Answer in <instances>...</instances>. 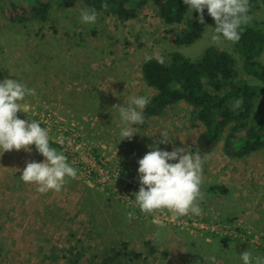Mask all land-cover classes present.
Listing matches in <instances>:
<instances>
[{"label":"rangeland","instance_id":"obj_1","mask_svg":"<svg viewBox=\"0 0 264 264\" xmlns=\"http://www.w3.org/2000/svg\"><path fill=\"white\" fill-rule=\"evenodd\" d=\"M37 1L50 4L47 20L26 21ZM12 6L25 21H9ZM84 8L77 0H0V82L16 79L35 89L16 115L42 119L50 141L61 144L55 149L77 169L60 192L39 194L19 178L27 162L44 159L35 145L30 153L0 155V264H68L77 256L76 264H101L123 242L146 255L144 241L154 255L123 264H212L213 256L215 264H243L239 254L245 250L264 256V149L231 159L220 142L205 154L199 216L173 218L167 210L145 215L130 203L140 187L138 160L153 150L160 133L167 131L172 142L158 144L159 150L192 152L203 127L179 102L160 116L143 115L146 122L133 125L132 139L119 141L121 121L113 106L126 105L131 96H153L141 79L146 54L158 51L165 61L177 51L194 60L216 46L209 28L214 20L195 43L176 46L171 35L184 24L165 25L152 4L128 21L98 12L94 25L81 23ZM251 17L264 20V6L257 5ZM217 47L234 57L238 75L245 77L230 44ZM213 184L228 192L211 195L207 188Z\"/></svg>","mask_w":264,"mask_h":264},{"label":"trees","instance_id":"obj_2","mask_svg":"<svg viewBox=\"0 0 264 264\" xmlns=\"http://www.w3.org/2000/svg\"><path fill=\"white\" fill-rule=\"evenodd\" d=\"M69 1V0H66ZM89 9H96L105 15H112L119 21L136 18L148 4H152L157 15L167 26L184 27L171 35L170 41L176 46H190L202 37L206 26L213 20L203 12L204 24L198 22V13H192L183 0H77ZM107 4L105 10L102 5ZM252 10L264 0H249ZM13 7L8 15L10 22H23L25 18ZM50 4L36 2L27 20H47ZM240 60L246 77H240L236 70V60L226 50L217 46L205 48L194 60L174 51L168 54L163 64L154 58L143 61L140 67L141 79L154 91L143 109L146 117H157L179 102L190 107L189 116L199 122L203 130L199 133L192 152L202 156L211 153L222 142L223 154L231 159H245L264 149V20H250L242 25L240 39L236 43L227 42ZM242 100L239 107L233 102ZM50 146H60L50 141ZM211 195H225L228 190L223 185H209ZM232 222L231 220H228ZM241 232L239 228L236 231ZM147 253L129 249L121 243L119 249H112L104 256L101 264H123V260L135 262L146 260L156 252L149 241H144ZM262 251V250H261ZM264 252V250L262 251ZM69 261L68 264H76Z\"/></svg>","mask_w":264,"mask_h":264},{"label":"clouds","instance_id":"obj_3","mask_svg":"<svg viewBox=\"0 0 264 264\" xmlns=\"http://www.w3.org/2000/svg\"><path fill=\"white\" fill-rule=\"evenodd\" d=\"M183 3L192 13H198V22L204 24L203 12L207 9L208 15L214 20L215 27L211 28V42L219 46L225 42L236 43L240 39L242 25L250 22L252 17L249 0H183ZM106 10L107 4L102 5ZM99 13L96 9L84 8L80 12L81 23L94 25ZM163 64L164 57L157 51L146 54L144 61L153 57ZM35 89L28 88L16 79H4L0 82V155L12 150L31 152V145L44 157L42 162H27L19 176L25 184H34L39 194L49 191L60 192L70 179L77 177V169L68 163L63 152H58L50 146L49 130L41 127L37 121L29 122L20 119L17 113L21 112V102L27 96H36ZM149 100L145 96H131L127 104L114 105L118 109L121 121L120 139L131 140L136 133L133 125L145 124L143 109ZM242 100L233 102V107H239ZM168 132L160 133V139L150 146L148 151L138 160L139 191L134 193V205L142 214L150 215L157 211L167 210L173 218L189 214L201 215L200 202L204 199L201 191L203 184V165L209 158L202 156L198 151L193 153L185 147L173 148L172 151H163L157 148L158 144L171 143ZM169 161H177L169 163ZM18 170V169H17ZM129 220L133 214H128ZM163 227V225H161ZM243 264H264V256L253 257L250 251L239 254ZM215 264V257L208 258Z\"/></svg>","mask_w":264,"mask_h":264},{"label":"built area","instance_id":"obj_4","mask_svg":"<svg viewBox=\"0 0 264 264\" xmlns=\"http://www.w3.org/2000/svg\"><path fill=\"white\" fill-rule=\"evenodd\" d=\"M18 116V118H20V119H27L29 122H32V120H33V118H31L27 113H22V114H19V115H17ZM34 121H37V122H42V119L40 120V118H36L35 117V120ZM45 121H47V120H45ZM43 126V125H42ZM45 128L46 129H48V127L47 126H45ZM52 142V141H51ZM54 143H56L57 145H59V146H61V144H59L58 142H54Z\"/></svg>","mask_w":264,"mask_h":264}]
</instances>
